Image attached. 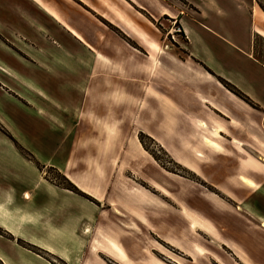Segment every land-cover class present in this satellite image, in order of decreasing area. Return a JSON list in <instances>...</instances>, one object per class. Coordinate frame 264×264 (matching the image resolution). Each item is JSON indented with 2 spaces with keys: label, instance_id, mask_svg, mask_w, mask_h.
<instances>
[{
  "label": "crops",
  "instance_id": "obj_1",
  "mask_svg": "<svg viewBox=\"0 0 264 264\" xmlns=\"http://www.w3.org/2000/svg\"><path fill=\"white\" fill-rule=\"evenodd\" d=\"M22 2L30 12L29 26L34 37L52 40L60 51L76 53L80 47L99 59L116 56L118 71L124 69L146 74L149 84L144 86L142 93L139 86L133 85L136 91L129 92L130 98L126 97L127 103L138 107V110H142L141 103L147 102L142 118L149 120L154 127L142 132L153 137L172 158L198 176H201V165L214 164L220 171L215 188L222 192L219 185H223L239 200L236 190H244L246 202L251 197V206L256 210L259 202L264 217V176H246L249 168L257 163L264 166V11L258 0ZM164 19L179 24L186 39V47L182 49L186 57L178 58V62H174V51L167 43L171 32H164ZM30 44L34 45L32 41ZM0 70L8 72L2 66ZM226 83L244 98L228 88ZM10 87L11 84L0 76V125L10 130L15 140L30 151L36 161L26 157L13 139L0 129V231L12 237L0 234V261L2 264H47L42 257L19 246L18 241L21 240L70 263L66 252L58 251L49 241L66 240L74 246L81 236L80 222L76 216L66 218L65 226L54 223L55 212L59 210L58 205L55 206L57 196L61 192L72 195L84 203L85 210H92L93 204L44 179L38 169L41 161L39 148L24 144L8 123L13 106L37 112L41 109L31 100L14 93ZM108 118L98 119L101 122L94 126L109 141L119 135L120 119L113 117L111 124L103 122ZM174 135L178 136L176 143ZM254 139L261 141L262 153ZM132 147L146 153L137 141L132 142ZM99 151L98 158L102 153ZM186 152L191 154L186 156ZM186 159L193 161L199 172L191 170L184 162ZM88 160L91 161V157ZM242 170L245 175L239 174ZM66 177L84 194L98 202L104 200L102 176L90 172L78 175L68 172ZM149 183L170 198L159 182L150 179ZM241 183L254 184L255 187ZM133 189L124 204L133 219L147 224L143 210L156 203L145 189ZM46 196L49 200L47 205ZM256 200L257 203L254 202ZM111 205L118 208L113 200ZM185 220L188 222L187 217ZM257 227L264 232V218ZM110 234L113 233L97 235L92 250ZM121 244L127 258L130 257L125 245ZM12 253L18 260L13 259ZM100 253L123 264L111 254Z\"/></svg>",
  "mask_w": 264,
  "mask_h": 264
},
{
  "label": "rangeland",
  "instance_id": "obj_2",
  "mask_svg": "<svg viewBox=\"0 0 264 264\" xmlns=\"http://www.w3.org/2000/svg\"><path fill=\"white\" fill-rule=\"evenodd\" d=\"M22 1L0 0V66L8 70L6 73L0 70V76L11 84L10 90L34 102L41 112L13 106L8 123L24 144L39 148L38 169L48 183L67 189L93 205L92 210H85L84 203L74 196L62 192L57 196L55 206L59 210L55 212L54 223L65 226L66 218L76 216L80 222L81 236L74 246L66 240L49 241L58 251L66 252L70 263L21 240L18 245L42 257L47 264H120L100 252L111 254L123 264H264V232L257 227L264 218L260 203L256 210L251 206V197L246 202L244 190H236L239 200L230 189L219 185L223 194L215 188L219 182L218 167L212 163L201 165V176H198L172 158L153 137L142 132L154 127L142 118L147 102L141 103L142 110H138L127 103V98H130L129 92L136 91L133 85L139 86L142 93L149 84L147 75L118 71L116 56L99 59L79 46L76 53L61 52L52 40L34 37L29 26L30 12ZM258 4L264 11V0H258ZM162 21L164 32H171L167 43L174 51V62H178V58L186 57L182 52L186 39L179 24ZM53 52L59 55L54 56ZM102 117H109L103 121L107 124L114 122L113 117L120 119L119 135L112 140L108 141L94 126ZM0 129L26 157L36 161L10 130L4 125ZM177 138L174 135V143ZM255 140L262 153L261 141ZM136 141L146 153L132 147ZM99 150H102L100 158ZM184 162L199 172L193 161ZM257 164L249 168L246 176H264V166ZM243 170L239 174L245 175ZM68 172L102 176L104 200L98 202L81 192L66 177ZM150 179L159 182L170 198L156 190ZM133 188L145 189L156 203L143 210L147 224L133 219L124 204ZM112 200L118 208L111 205ZM47 201L46 196L45 205ZM108 232L113 234L92 250L97 235ZM0 234L12 238L4 231ZM121 242L130 257L124 253ZM12 255L17 259L15 253Z\"/></svg>",
  "mask_w": 264,
  "mask_h": 264
},
{
  "label": "trees",
  "instance_id": "obj_3",
  "mask_svg": "<svg viewBox=\"0 0 264 264\" xmlns=\"http://www.w3.org/2000/svg\"><path fill=\"white\" fill-rule=\"evenodd\" d=\"M226 86H227L228 88H230L232 91H234L236 94H238L239 96H241L242 98H244L243 95H242L238 90H236L234 87L230 86V85L227 84V83H226ZM245 99H246V98H245ZM20 151H21V150H20ZM0 264H2L1 261H0Z\"/></svg>",
  "mask_w": 264,
  "mask_h": 264
},
{
  "label": "bare ground",
  "instance_id": "obj_4",
  "mask_svg": "<svg viewBox=\"0 0 264 264\" xmlns=\"http://www.w3.org/2000/svg\"><path fill=\"white\" fill-rule=\"evenodd\" d=\"M187 164V163H186ZM188 165V164H187ZM189 166V165H188ZM87 231V230H86ZM66 259H68V256H66Z\"/></svg>",
  "mask_w": 264,
  "mask_h": 264
}]
</instances>
